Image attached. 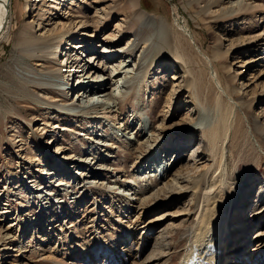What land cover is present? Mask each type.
<instances>
[{
    "label": "rangeland",
    "instance_id": "obj_1",
    "mask_svg": "<svg viewBox=\"0 0 264 264\" xmlns=\"http://www.w3.org/2000/svg\"><path fill=\"white\" fill-rule=\"evenodd\" d=\"M136 1L137 13L130 0H11L0 42V264H104L102 255L82 260L98 249V237L123 242L121 264L180 263L204 188L183 193L170 180L205 174L209 162L193 160L201 128L215 126L225 108L215 101L204 57L239 103L243 137L230 148L228 172L251 185V200L238 212L246 222L237 225L249 251L229 254L240 237L220 263L263 261L264 201L257 199L264 193V0ZM140 14L156 26L144 27ZM103 49L128 51L117 60L131 66L121 109L74 114L77 81L89 83L73 79L72 65ZM67 82L76 89L62 88ZM132 128L140 129L137 136Z\"/></svg>",
    "mask_w": 264,
    "mask_h": 264
},
{
    "label": "bare ground",
    "instance_id": "obj_2",
    "mask_svg": "<svg viewBox=\"0 0 264 264\" xmlns=\"http://www.w3.org/2000/svg\"><path fill=\"white\" fill-rule=\"evenodd\" d=\"M130 2L132 3V8H135L136 13L140 12L139 3H137L136 0H130ZM11 10V0H0V42L4 39V36L9 28ZM141 14L140 18H142L141 20L144 27L149 28L156 26L157 22L154 17H152L151 15L148 16L145 14ZM39 25L41 26L42 24L40 23ZM181 29L186 33V35L191 40V43L196 47L194 38L190 34V32H188L185 27H181ZM26 32L29 31L25 28L24 32L22 33L24 35L22 36H25ZM21 39L22 41L19 43L21 44V47L23 46L22 48H25L22 49L23 51H25L28 46L27 40L29 38H26L25 36L24 40L23 37H21ZM82 48L83 47L80 46L74 47V49H78V51ZM134 48L135 46H133L131 50L134 51ZM127 52L128 51L125 50L112 51L110 49H103V53H98V55L95 53L89 56L85 65L80 64V58H77L76 60L74 59L76 62L72 65V67L74 68V73L72 75L73 79L76 75L78 78H84L88 80L87 83H89V85L86 86L83 81H77L79 89H76L75 84H72L70 82H67V84L62 87L65 88L66 91H69V88L66 87H69L68 85L71 84V86L73 87L72 90H74V88L77 90L74 91L73 95H75V98L79 102L80 108H75L74 114L81 113L83 111H90L96 108H117L118 110L121 109V96L124 92V89L129 87V85L131 84L128 81V74H131V66L127 65L128 63H126L125 60H121L119 62L117 60L119 59V57L123 58V55H125ZM204 59L211 68V79H213L214 84L218 90L219 96L215 101L218 105L225 102V108L222 110L219 109L221 112L218 115V123H216L215 126L210 127L209 125L211 124L207 125L206 123L204 125V128H201L203 144L201 145V148L196 153H194L193 160L196 165L202 163L204 160L209 162V165L207 166L208 168L207 170H205V174L201 173L199 175H195L192 179L189 176L175 174L172 175L170 180V184H172L174 187L176 186L183 193H186L190 189H195L196 187L200 188L201 190H203L204 188V191L200 195L198 201L195 203V208L193 210L196 211L191 215L192 217L194 216V224L190 229V237L185 239L182 238L184 240L188 239V241L184 249L185 254H183L179 264H221L220 261L223 259V257H229V254L238 253L240 257H242L243 253L247 252L248 249L246 248L249 245L246 244L247 241L244 240V226L237 227V225L239 223V225H241V223L246 222L244 219L242 220L240 218L238 212L239 210L245 208L251 200V194L249 192L251 185L248 184L249 181L246 180L242 182H234L233 174L230 175V172H228L229 164L227 163L229 158L228 154L231 155L230 148L232 147L233 149H235V147L238 146V140L235 139L243 137L241 125L239 122L242 118H238L237 113V111L239 110V103L235 101V99H233L232 96L228 94V91H226V89L223 87L212 61L207 57H204ZM109 69H112L111 73L108 74V77H106ZM102 74L104 76H102ZM123 74L124 77L122 76ZM98 75H100V77H98ZM174 77L175 75L173 76L172 80L175 79ZM115 78L119 79L113 82ZM178 81L179 80H177V82ZM114 86L116 87L111 88ZM193 88L194 86L192 87V89ZM190 95L194 96L192 103L199 115L202 109H199L200 107L197 104L198 99L193 94V92ZM101 97L104 98V100H100ZM254 123L256 124V126L258 125V120L256 118L254 120ZM133 128L132 131L135 132L136 130ZM198 130H200V128ZM139 132L140 129L137 130L134 134H136L137 136ZM184 132L191 133V131L187 130H184ZM262 138L263 136L261 137V139ZM127 139L130 140L131 144H133V141L137 138L133 140V138L130 136ZM255 143L258 144L257 146L261 150L258 141H256ZM255 143L254 146L255 148H257ZM134 144L132 146H134ZM135 146L137 145L135 144ZM138 148L140 150H144V145H140L137 147V149ZM154 168L155 170L153 171V175L155 174L154 176L156 178L159 173L161 174L162 170L160 171V165L154 166ZM195 168L197 169V167ZM50 173L51 172L47 174ZM81 175L83 174H80V176ZM210 182H212V185L207 187ZM185 184L189 186L186 188V190L184 189ZM36 192H40V188L37 189ZM241 195L243 196V198L238 199V196ZM38 196L35 197L34 195V198L40 200L38 199ZM125 196L127 197L128 195ZM118 200L120 201V199ZM257 201L259 203H261V201H264L263 192H260ZM259 203L256 204V207L259 206ZM256 210H260V208H257ZM257 212L254 215L260 214ZM128 235L123 239L128 240L130 238L128 237ZM261 236L262 234L256 236V240L261 241ZM238 238H240L239 240L241 242L236 245L234 249H232L228 254V247L232 243H234V241H238ZM98 240L100 244L98 245V249L96 251L94 250V252H88L86 250V252L84 253L86 256L82 258L84 263L97 260V255L108 257L104 264H121L125 262L124 251L126 249L124 250V248L118 245L119 243H123L122 241L120 242L118 240H113L108 244L107 242L102 241L101 237H98ZM122 245H128V242L121 244V246ZM158 246L160 248H166L162 240L158 243ZM236 262L237 264H240L241 259H238ZM261 264H264V258L263 261H261Z\"/></svg>",
    "mask_w": 264,
    "mask_h": 264
}]
</instances>
